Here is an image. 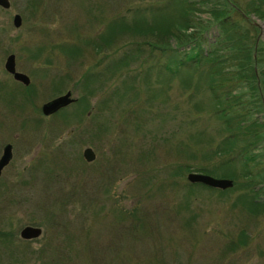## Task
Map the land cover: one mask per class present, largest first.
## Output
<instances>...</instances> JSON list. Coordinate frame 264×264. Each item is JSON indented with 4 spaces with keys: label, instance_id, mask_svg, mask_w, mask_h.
<instances>
[{
    "label": "rangeland",
    "instance_id": "374dc122",
    "mask_svg": "<svg viewBox=\"0 0 264 264\" xmlns=\"http://www.w3.org/2000/svg\"><path fill=\"white\" fill-rule=\"evenodd\" d=\"M168 1L8 0L0 8V153L12 147L0 174V264H264V211L240 201L243 186L222 194L186 181L215 166L204 156L223 130L196 76L186 89L188 74L171 72L194 46L151 49L131 30L134 11L148 19L171 10ZM119 18L128 26L109 28ZM201 18L207 50L215 30ZM253 22L264 43V23ZM10 54L28 85L4 71ZM124 56L119 72L113 62ZM67 91L74 102L45 117L42 105ZM255 192L264 201V183ZM24 226L41 234L21 240Z\"/></svg>",
    "mask_w": 264,
    "mask_h": 264
},
{
    "label": "trees",
    "instance_id": "16d2710c",
    "mask_svg": "<svg viewBox=\"0 0 264 264\" xmlns=\"http://www.w3.org/2000/svg\"><path fill=\"white\" fill-rule=\"evenodd\" d=\"M168 5L171 10H157L148 19L140 11H134L131 30L151 49H168L170 41L178 48L196 49L192 57L171 72L188 74L183 80L186 89L191 87L190 77L196 76V89L206 93L209 113L223 132L215 149L204 156L208 161L216 158L215 166L196 168L195 172L229 179L232 186H243L240 201L249 206L251 213L264 211V201L258 200L255 192L264 183V152H260L264 151V43L256 42L253 22L264 23V0H169ZM201 14L209 17L205 23L215 30L213 39L207 42V50L199 47L206 42L201 32L204 23ZM111 26L121 29L128 25L119 18ZM99 41H104L103 35ZM88 44L93 43L84 42ZM100 49H106L104 43ZM68 51L64 48V52ZM125 57L119 60L122 65L113 62L119 72L126 66H123ZM88 78L83 77L85 81ZM151 91L156 94L157 90ZM85 108L84 105L82 110ZM255 151H259L258 155ZM226 191L229 190H218L222 194ZM1 234L11 236L9 231Z\"/></svg>",
    "mask_w": 264,
    "mask_h": 264
},
{
    "label": "water",
    "instance_id": "95a60500",
    "mask_svg": "<svg viewBox=\"0 0 264 264\" xmlns=\"http://www.w3.org/2000/svg\"><path fill=\"white\" fill-rule=\"evenodd\" d=\"M0 8L4 10L8 9L9 8L8 0H0ZM20 24H21V20L19 15L14 14L12 16V26L14 28H18ZM254 25L257 26L255 23ZM3 69L6 73L12 76V79L14 81L20 82L23 85L28 84L29 82L28 78L24 74L15 71L14 56L12 54L6 57L3 63ZM73 102L74 99L70 97V92L67 91L64 94L57 96L51 99L50 101H48L47 103L43 104L41 107V113L45 116L55 113L59 109L64 108ZM8 158H9V152H8V147H6L4 149L3 155L0 158V169L6 164ZM82 158L87 163L93 161L94 159L93 151L88 147L84 148L82 150ZM186 181L191 184L199 183L220 190H224L232 186V181L229 179H217L201 173H188L186 175ZM40 234H41V230L38 227L24 226L19 230L18 236L21 240H31L39 237Z\"/></svg>",
    "mask_w": 264,
    "mask_h": 264
},
{
    "label": "flooded vegetation",
    "instance_id": "af4514ba",
    "mask_svg": "<svg viewBox=\"0 0 264 264\" xmlns=\"http://www.w3.org/2000/svg\"><path fill=\"white\" fill-rule=\"evenodd\" d=\"M14 66H15V64H14ZM27 77V76H26ZM28 78V77H27ZM28 81H29V79H28ZM17 82V81H16ZM20 83V82H19ZM21 84V83H20ZM28 84H29V82H28ZM27 84V85H28ZM23 85V84H22ZM23 86H26V85H23ZM15 93V92H14ZM54 113H52V114H49V115H46L45 117H47V116H50V115H53ZM6 147H8V152H9V158H8V160H7V162H6V164L0 169V174H1V172H2V170L8 165V163L10 162V160H11V157H12V147H11V144H9V143H6V144H4L3 145V147H2V149H1V153H0V158H1V156L3 155V153H4V149L6 148Z\"/></svg>",
    "mask_w": 264,
    "mask_h": 264
}]
</instances>
